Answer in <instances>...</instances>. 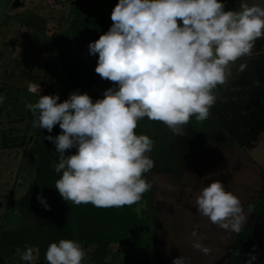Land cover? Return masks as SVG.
<instances>
[{
	"label": "clouds",
	"instance_id": "obj_1",
	"mask_svg": "<svg viewBox=\"0 0 264 264\" xmlns=\"http://www.w3.org/2000/svg\"><path fill=\"white\" fill-rule=\"evenodd\" d=\"M111 20L109 30L88 47L89 54H98L95 72L117 87L95 102L77 91L61 103L59 96L40 95L26 105L37 117L34 126L51 133L58 124L62 130L44 138L60 154L55 168L62 171L55 183L60 196L97 208L131 206L151 188L144 176L154 167L146 155L154 142L135 133L138 122L147 117L186 135L193 116L208 118L216 100L213 89L226 82L229 65L250 55L264 38V7L243 2L239 10L225 11L221 0H118ZM28 89L40 92L39 85L30 83ZM73 148L75 154L66 156ZM37 200L50 210L42 196ZM196 209L232 232H240L246 221L241 201L219 180L202 189ZM192 235L193 247L208 254L198 234ZM17 253L28 264H36L39 255L33 247ZM85 256L79 243L62 239L50 244L45 259L47 264H82ZM173 264H186L185 258Z\"/></svg>",
	"mask_w": 264,
	"mask_h": 264
},
{
	"label": "rangeland",
	"instance_id": "obj_2",
	"mask_svg": "<svg viewBox=\"0 0 264 264\" xmlns=\"http://www.w3.org/2000/svg\"><path fill=\"white\" fill-rule=\"evenodd\" d=\"M73 1L0 0V96L4 97L0 103V230H15L43 220L39 213L30 214L15 207L26 195L37 173L36 160L28 159L34 148L36 130L41 135L46 131L34 126L37 117L26 105L35 104L40 95L45 94L48 71L53 63L58 71H64L79 56L96 64L98 61V54H89L88 46L100 36L88 28L80 30L81 45L68 43L75 31L72 29L65 37L66 43L59 45L70 29L71 20L78 22V16L72 11ZM221 2L225 11L239 10L241 2L264 7V0ZM260 50L262 48L252 50L250 55ZM250 55L229 65L226 82L213 89V94L219 98L210 108L208 118L198 121L193 116L185 126L186 135H175L162 122L147 117L138 122L137 127L154 142L152 151L146 153L154 161V167L144 176L151 184L148 202L136 210L140 217H145L142 210L150 216L151 264H173L180 256L185 258L186 264H223L227 260L239 232L212 224L196 209V199L202 189L216 180L241 201L246 216L241 229L250 224L253 230L259 228L257 239L264 244V215L254 219L246 208L250 201L264 200V162L256 154L264 149L259 147V137L264 132V94L244 98L250 93V83L245 78L247 60L244 59ZM30 83L39 85L40 92H30ZM113 87L117 85L110 82L107 88L87 94L95 101L104 98V91ZM56 128H60L58 124L52 132ZM245 139H251L250 144L246 145ZM59 162L58 153L51 165L53 170ZM59 174L62 176V171ZM193 231L210 249L208 254L193 247L196 240ZM257 244L245 242L241 245L243 264H249L251 256L256 257L251 264H264V250L260 252ZM82 248L86 251L82 264H93L91 249ZM116 260L145 264L143 248L119 251L112 246L107 261ZM17 263L28 264L17 251L0 258V264Z\"/></svg>",
	"mask_w": 264,
	"mask_h": 264
},
{
	"label": "trees",
	"instance_id": "obj_3",
	"mask_svg": "<svg viewBox=\"0 0 264 264\" xmlns=\"http://www.w3.org/2000/svg\"><path fill=\"white\" fill-rule=\"evenodd\" d=\"M118 0H74L72 11L78 16V22L70 14V29L64 34L59 45L66 43L65 37L70 30H75L72 40L68 43L81 45L82 28L101 35L112 26L111 13ZM97 66L92 60L76 57L68 68L58 71L56 64L48 71V81L44 95L59 96L58 103L64 102L73 92L89 93L103 90L111 81L102 79L96 72ZM93 102L103 99L91 97ZM1 112V109H0ZM62 130L56 128L54 132L47 130L41 135L36 130L34 148L30 151L28 159L37 163V173L26 195L15 204V207L30 214L39 213L43 220L30 226L15 230H0V258L13 255L17 249L26 251L27 247L38 249L39 255L36 264H47L45 254L51 243L60 240H73L82 247L91 249L90 260L93 264H126L122 261H107L109 248L116 246L119 251L124 249L143 248L144 263L152 262V246L150 240V216L144 210L140 217L136 210L139 205L148 202L149 191L144 193L142 199L131 206L97 208L91 203L75 205L66 202L55 188L56 181L61 175L52 169L55 160L56 146L44 139L46 136H57ZM137 135H145L138 127ZM75 148L67 150L65 155L75 154ZM37 196H42L50 206V210L38 202ZM248 211L259 219L264 215V201H253L246 205ZM253 225H246L236 235L231 254L223 264H243L241 245L251 236ZM19 264V263H17ZM140 264V263H137Z\"/></svg>",
	"mask_w": 264,
	"mask_h": 264
},
{
	"label": "crops",
	"instance_id": "obj_4",
	"mask_svg": "<svg viewBox=\"0 0 264 264\" xmlns=\"http://www.w3.org/2000/svg\"><path fill=\"white\" fill-rule=\"evenodd\" d=\"M263 44H264V39L256 41L254 48H256L257 50L262 48V50L258 51L257 53H255L253 55H250L248 58L244 59V60H247L246 61L247 66L246 67H248V69H247L248 70V74H247V77H245V78L248 79L249 80L248 83H250V86L248 88L250 93H249V95H246L247 97H244L245 99L246 98L250 99V97H252V95H255V94H258L257 97H259V95L261 97V95L264 94V87L262 86V85H264V49H263L264 46L261 47V48L260 47L258 48V46L263 45ZM256 49H253V50H256ZM256 84H259V85H256ZM215 97L219 98L218 95H215ZM228 138H229L228 140L230 142V137H228ZM245 141H246L245 144L248 145V144H250L249 141H251V139H249V140L245 139ZM259 147L260 148L261 147L264 148V132H261V134H260ZM256 154H258L259 155V159L262 162H264V149L256 151ZM253 201H257V200H253ZM253 201H250V202H253ZM259 201H262V200H259ZM248 213L252 217H254L249 211H248ZM254 219H255V217H254ZM262 239H264V237ZM254 242L255 243L258 242V244H257L258 248H261L262 250H264L263 241L260 242L259 239L255 240V241L252 240V243H254Z\"/></svg>",
	"mask_w": 264,
	"mask_h": 264
},
{
	"label": "flooded vegetation",
	"instance_id": "obj_5",
	"mask_svg": "<svg viewBox=\"0 0 264 264\" xmlns=\"http://www.w3.org/2000/svg\"><path fill=\"white\" fill-rule=\"evenodd\" d=\"M258 229H259V228L256 227V228L252 231L251 236L246 240V242L252 243V240H254V241L257 240V237H258V236H257V235H258ZM244 243H245V242H244ZM244 243H243V244H244ZM258 249H259L260 252L263 251L261 248H258ZM261 254H262V253H261ZM249 261H250V264H251V260H249Z\"/></svg>",
	"mask_w": 264,
	"mask_h": 264
},
{
	"label": "water",
	"instance_id": "obj_6",
	"mask_svg": "<svg viewBox=\"0 0 264 264\" xmlns=\"http://www.w3.org/2000/svg\"><path fill=\"white\" fill-rule=\"evenodd\" d=\"M15 2H18V0H15Z\"/></svg>",
	"mask_w": 264,
	"mask_h": 264
}]
</instances>
